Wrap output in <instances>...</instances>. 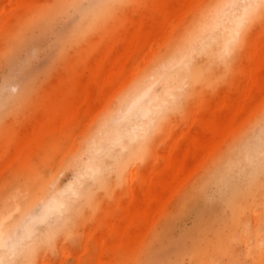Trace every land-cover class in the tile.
I'll return each mask as SVG.
<instances>
[{
  "label": "rangeland",
  "instance_id": "obj_1",
  "mask_svg": "<svg viewBox=\"0 0 264 264\" xmlns=\"http://www.w3.org/2000/svg\"><path fill=\"white\" fill-rule=\"evenodd\" d=\"M238 1L0 0V218L78 191L0 264H264V168L217 164L264 124V10ZM153 79L165 111L130 138L118 116Z\"/></svg>",
  "mask_w": 264,
  "mask_h": 264
},
{
  "label": "bare ground",
  "instance_id": "obj_2",
  "mask_svg": "<svg viewBox=\"0 0 264 264\" xmlns=\"http://www.w3.org/2000/svg\"><path fill=\"white\" fill-rule=\"evenodd\" d=\"M238 2L237 6L240 5L244 8L243 5L247 2V0H239ZM234 14L235 11L231 10L224 18L227 23L223 26L222 30L226 34L227 39L232 32L237 33L240 30V24L236 21ZM35 16L37 17L38 14ZM218 50L219 46L212 49L204 58L205 61L203 63H207L206 66L210 69H216L217 65L214 64L215 61L220 63L217 59ZM170 67V63L166 64L161 70L162 73L158 76L164 79L167 86H174L183 75L178 70L172 71ZM183 77L182 79H184ZM153 85L154 79L152 81L150 80L147 86L130 99L125 109L118 116V121L125 123L124 126H122L124 129L126 128L123 132L125 131V134H127L130 138H136L139 135V129L144 126H150L153 123H157L159 119L162 118L161 115H163L165 111L163 109L167 102L164 98L160 99L156 95H150ZM171 95L172 94L170 93H166V96L168 97ZM238 140L239 142L230 146V148L226 151L227 154L220 156L217 164L223 162L227 166L231 167L233 165H237L240 173H251L252 178L256 179L257 173H254L253 175V171L255 172L264 168V124L263 130L260 129V132L255 140L250 142L249 139L247 140L246 136L240 137ZM113 145L114 144L95 145L92 151L97 152L99 149L109 148L110 146L113 147ZM100 173L101 164L96 163L95 165L93 164L87 166L85 168V172L80 177L83 178L85 174L87 178H93L98 176ZM49 184L51 183L47 182L45 188L43 187L37 189L33 193L31 200L22 204L23 213L19 215L18 218H16V216L12 220H9L12 214H7L6 216H3V218H0L1 223L8 222L6 225L9 228V232L6 236L1 232L5 229L0 231V261L11 257L13 254L20 255L25 242L30 240L32 235L38 231L39 227H43V225H45L51 218L55 217L58 213H61L70 197L78 194L77 188L73 186L57 191L55 195L52 194L51 196L49 195L48 197L42 199L39 213L34 215L29 214L28 210L31 206L41 200L40 195H42V197L45 196L47 193L46 188ZM20 207L21 205L19 203L15 204L16 211ZM205 257L206 256H204V258Z\"/></svg>",
  "mask_w": 264,
  "mask_h": 264
},
{
  "label": "snow or ice",
  "instance_id": "obj_3",
  "mask_svg": "<svg viewBox=\"0 0 264 264\" xmlns=\"http://www.w3.org/2000/svg\"><path fill=\"white\" fill-rule=\"evenodd\" d=\"M243 6L245 15H250L255 13L257 8L264 10V0H247Z\"/></svg>",
  "mask_w": 264,
  "mask_h": 264
}]
</instances>
